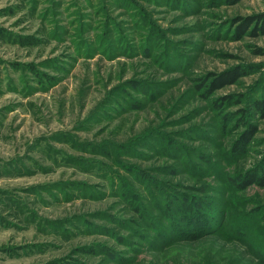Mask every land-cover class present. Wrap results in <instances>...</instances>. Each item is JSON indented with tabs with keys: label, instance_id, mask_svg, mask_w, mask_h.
<instances>
[{
	"label": "rangeland",
	"instance_id": "1",
	"mask_svg": "<svg viewBox=\"0 0 264 264\" xmlns=\"http://www.w3.org/2000/svg\"><path fill=\"white\" fill-rule=\"evenodd\" d=\"M261 13L0 0V264H264Z\"/></svg>",
	"mask_w": 264,
	"mask_h": 264
},
{
	"label": "trees",
	"instance_id": "2",
	"mask_svg": "<svg viewBox=\"0 0 264 264\" xmlns=\"http://www.w3.org/2000/svg\"><path fill=\"white\" fill-rule=\"evenodd\" d=\"M230 0H227V2ZM236 2L237 0H232ZM238 22H241L240 26L238 27V35L241 36L248 28L255 24V27L251 33L253 35H258L260 33H264V13L255 15V16H249L246 18L239 17ZM239 30H242V33H239ZM241 70H233V71H227L223 73L222 75L215 78L214 81H212V84H210V89L206 91V93H210L211 89H218L221 86H224L230 82H233L236 80V78L240 75ZM198 80L201 81V84L198 86L199 88H202L205 86L206 80L203 78H199ZM224 99H230V97H225ZM260 112L264 114V100L262 101H256L254 104ZM215 106L218 108H221L222 105L215 103ZM241 113H245V110H241ZM245 115V114H243ZM251 133L244 134V137L246 140L250 138ZM245 146H242L241 148L237 147L234 149L237 152L244 151ZM263 169V168H262ZM264 170V169H263ZM231 181L233 184L237 185L238 188H245L248 185H258L260 187H264V174L257 175L255 172L250 173L247 175H238L231 178Z\"/></svg>",
	"mask_w": 264,
	"mask_h": 264
}]
</instances>
